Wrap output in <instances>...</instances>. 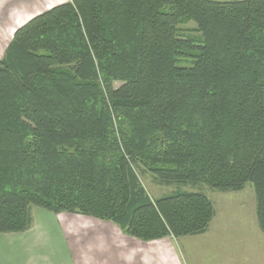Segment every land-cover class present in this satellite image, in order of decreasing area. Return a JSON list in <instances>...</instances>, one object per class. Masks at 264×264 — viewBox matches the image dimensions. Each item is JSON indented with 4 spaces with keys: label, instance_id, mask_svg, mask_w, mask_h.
<instances>
[{
    "label": "trees",
    "instance_id": "1",
    "mask_svg": "<svg viewBox=\"0 0 264 264\" xmlns=\"http://www.w3.org/2000/svg\"><path fill=\"white\" fill-rule=\"evenodd\" d=\"M147 174L177 189L151 197ZM247 183L264 233V0H67L14 30L0 233L28 230L38 207L142 241L199 235L213 203L180 185Z\"/></svg>",
    "mask_w": 264,
    "mask_h": 264
},
{
    "label": "rangeland",
    "instance_id": "2",
    "mask_svg": "<svg viewBox=\"0 0 264 264\" xmlns=\"http://www.w3.org/2000/svg\"><path fill=\"white\" fill-rule=\"evenodd\" d=\"M40 9L41 6L34 9V13ZM24 13L25 11L22 10V15L19 16V20L17 19L19 21L17 27L30 19ZM12 26H8V29L10 30ZM183 27L192 28V22L183 24ZM11 36L12 34L5 36L3 45ZM2 52L3 48L0 49V57ZM115 84L117 85V83ZM140 179L151 197L169 194L178 186L157 184L148 174L141 176ZM180 188L200 190L212 201L215 216L209 229L199 235L168 237L155 242V245L139 244L142 246H133L134 240H130L127 237L129 235L116 229L117 238L114 237L113 250L108 251L110 259L108 264H130L129 261L134 257H139L143 261L141 256L150 259V254L153 252H156V256H161L160 264H264V233L260 231L256 221L255 194L251 183H247L242 190L225 192L206 185L199 187L180 185ZM66 227H70L73 235L76 231H80L81 236L84 237L82 243L85 247L79 248L81 261L79 264H99V261L95 263L90 260V256L94 252L90 245L94 243L95 237L92 238L93 236L84 234L85 229L89 227L87 221H81L78 224L73 222ZM50 232L56 234L54 228L53 230L50 228ZM135 243L138 242L135 241ZM73 247L74 243L71 241L69 248L71 252H73ZM158 262L156 258L155 264H159Z\"/></svg>",
    "mask_w": 264,
    "mask_h": 264
},
{
    "label": "crops",
    "instance_id": "3",
    "mask_svg": "<svg viewBox=\"0 0 264 264\" xmlns=\"http://www.w3.org/2000/svg\"><path fill=\"white\" fill-rule=\"evenodd\" d=\"M49 1L52 3L48 4ZM65 1L67 0H0V49L3 48L4 51L10 40L3 45L5 36L13 34L19 23L17 19L22 15V10L25 11L26 16L31 18L53 5ZM40 6L41 9L34 13V9H38ZM10 25L13 26L9 30L8 26ZM32 217L33 222L28 230L0 233V264H79L81 262L79 248L85 247L82 243L84 237L81 236L80 231H76L73 235L70 227L66 226L73 222L78 224L81 221H87L89 226L85 229L84 234H88L90 237L93 236L92 238L95 237L94 243L90 245L94 250L90 260L95 263L99 261V264L109 263L108 251L113 250L114 237L117 238L115 230H119L114 223L75 213L61 212L54 214L38 207L32 209ZM50 228L52 230L54 228L56 234L51 233ZM127 237L132 241L134 240L133 246H142L139 244L155 245V242L171 236L153 241H142L131 236ZM71 241L74 243L73 252L69 250ZM135 241L138 243H135ZM141 257L143 261L139 257H134L129 263L155 264L156 258L159 261L158 263H161V256H156V252L150 254V259Z\"/></svg>",
    "mask_w": 264,
    "mask_h": 264
}]
</instances>
